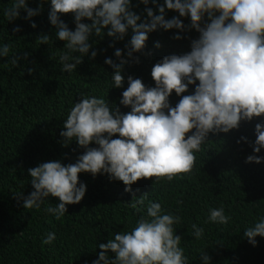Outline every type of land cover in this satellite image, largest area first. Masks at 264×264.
Instances as JSON below:
<instances>
[{"label":"clouds","instance_id":"clouds-1","mask_svg":"<svg viewBox=\"0 0 264 264\" xmlns=\"http://www.w3.org/2000/svg\"><path fill=\"white\" fill-rule=\"evenodd\" d=\"M150 3L156 6L155 11L148 7ZM140 4L145 6L143 19L133 10ZM20 9L27 13L24 19L31 20L40 14L42 4L34 9L27 0H14L4 14L11 21L20 16ZM166 10L178 15L166 19ZM69 13L74 16V30L61 19L62 14ZM181 17L190 18V23L186 25ZM48 19L56 37L65 42L67 51L60 56V70L69 74L89 54L91 36L104 35L107 29L106 35L113 38L109 47H114L115 41L123 40L132 30L125 45L130 59H124L122 49L116 48L119 63L110 57L104 61L114 69L112 87L116 88L124 85V66L140 62L133 53L144 50L150 32L178 29L172 37L176 40L184 38L180 33L192 29L199 35L191 40L189 52L165 55L153 65L154 87L146 86L140 78L127 77L128 87L119 103L130 111L123 113L96 96H82L73 104L60 135L65 144L75 139L85 152L75 163L65 165L54 160L29 168L34 191L24 198L25 209H39L45 198L56 197L59 203L45 210L60 220L68 211L66 205L78 204L85 196L87 185L79 181L82 172L93 176L106 173L110 180L122 181L125 191H131L141 179L171 182L183 178L191 173L194 153L200 151L209 133H228L238 129L241 121L264 116V0H164L163 4L159 0H136L135 5L133 0H50ZM85 19L91 22H83ZM31 27H37L35 21ZM19 31V26L13 29L14 33ZM48 39L44 34L40 43L47 44ZM155 46L161 47L159 42ZM9 52L10 45L0 47V57H7ZM77 52L80 55H71ZM96 56L97 51L92 50L91 58ZM19 59L14 57L12 63L16 66ZM189 85H195L194 92L181 95ZM173 91L181 96L174 107L169 102ZM254 131L253 152L259 153L264 148V123H256ZM117 134L118 138H113ZM240 140L247 141V137ZM93 142L98 147H90ZM262 159L249 155L245 162L260 163ZM145 199L147 193L130 207L139 211L138 205ZM230 220L220 207L210 209L206 222L226 225ZM180 222L179 216L164 213L161 203L150 201L146 217H140L131 231L117 232L98 245L101 251L93 264H188L180 247L182 237L175 234L174 225ZM192 228V235L200 239L204 229L195 224ZM243 235L256 246L255 238L264 237V218L245 229ZM55 239V233L49 232L42 244ZM109 250L115 253L111 261ZM202 258L210 260L203 253Z\"/></svg>","mask_w":264,"mask_h":264},{"label":"trees","instance_id":"trees-1","mask_svg":"<svg viewBox=\"0 0 264 264\" xmlns=\"http://www.w3.org/2000/svg\"><path fill=\"white\" fill-rule=\"evenodd\" d=\"M13 2L0 0V47L10 45L8 56L0 57V264H93L101 251L98 245L117 232L131 231L140 217H146L150 201L161 203L164 213L181 218L174 228L175 234L182 237L180 247L188 264H264V237L257 236L253 246L243 235L245 229L264 218V159L260 163L245 162L249 155L264 158V148L253 152L255 124L264 123V116L241 121L238 129L228 133H209L200 151L194 153L191 173L183 178L176 177L171 182L154 177L141 179L131 186V191H125L122 181L110 180L106 173L93 176L82 172L79 181L87 185L85 196L78 204L66 205L68 211L60 220L45 210L59 203L56 197L45 198L39 209L23 207L24 198L34 191L29 168L54 160L65 165L75 163L85 152L75 139L65 144L60 135L75 102L82 96H96L123 113L130 111L119 103L128 87L127 77L140 78L146 86L154 87L153 65L165 55L189 52L191 40L199 33L195 29L182 32L184 38L176 40L172 37L178 29L150 32L144 50L133 53L140 62L124 66V85L116 88L112 87L114 69L104 61L110 57L119 63L114 55L116 48L122 49L124 59H130L125 45L133 34L131 29L123 40L114 42V47H109L113 38L106 35L107 29L104 35L91 36L89 54L69 74L60 70V56L67 49L48 19L50 0H27L34 9L42 4L40 14L26 20V11L20 9V16L9 21L4 13ZM144 7L140 4L133 9L142 14V19L146 16ZM148 7L156 10L151 3ZM174 15L178 13L166 10L165 18ZM61 19L75 29L73 14H62ZM181 19L186 25L190 23V18ZM31 21H35L36 28L31 27ZM17 26L21 31L14 33ZM44 34L49 35L47 44L40 43ZM157 42L161 47L155 46ZM92 50L97 51L94 59ZM16 56L20 59L15 66L12 60ZM28 69L33 71L29 73ZM194 89L195 85H189L181 95L192 94ZM180 99L173 91L170 105L174 107ZM242 136L247 141L240 140ZM90 147L98 145L93 142ZM145 193L147 199L138 205L139 211L130 207ZM220 207L231 217L228 224L206 222L210 209ZM193 224L204 229L200 239L192 235ZM49 232H54L56 239L42 244ZM202 253L210 257L208 262ZM107 255L110 261L115 258L110 250Z\"/></svg>","mask_w":264,"mask_h":264}]
</instances>
